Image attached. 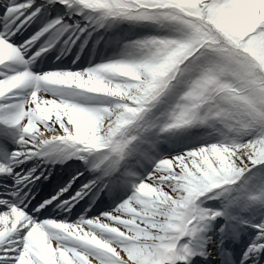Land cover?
I'll return each instance as SVG.
<instances>
[{"label": "snow or ice", "instance_id": "1", "mask_svg": "<svg viewBox=\"0 0 264 264\" xmlns=\"http://www.w3.org/2000/svg\"><path fill=\"white\" fill-rule=\"evenodd\" d=\"M0 264H264V0H0Z\"/></svg>", "mask_w": 264, "mask_h": 264}]
</instances>
